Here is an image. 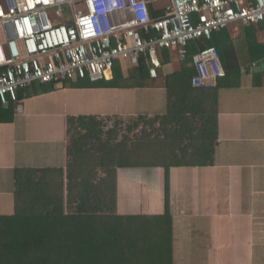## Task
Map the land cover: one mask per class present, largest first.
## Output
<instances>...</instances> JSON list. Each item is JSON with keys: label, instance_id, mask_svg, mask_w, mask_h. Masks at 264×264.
I'll use <instances>...</instances> for the list:
<instances>
[{"label": "crops", "instance_id": "0c3cea01", "mask_svg": "<svg viewBox=\"0 0 264 264\" xmlns=\"http://www.w3.org/2000/svg\"><path fill=\"white\" fill-rule=\"evenodd\" d=\"M257 26L261 57L252 59L248 68L238 63L239 79L228 80L217 90L214 163L170 167L167 176L160 166L118 169V214L162 215L167 194L171 264H264V43L262 25ZM240 30L239 23L226 28L230 40H236ZM226 55L232 57L230 52ZM161 59L156 78L148 68L140 78L134 73L137 66L119 60L117 73L124 79L117 86L104 85L113 78L112 71L98 83H67L34 93L40 86L34 82L18 91L13 119L0 122V216L14 213L16 169H66L69 117L166 114L165 77L187 60L174 50L163 51ZM187 64L195 73L192 58Z\"/></svg>", "mask_w": 264, "mask_h": 264}, {"label": "trees", "instance_id": "16d2710c", "mask_svg": "<svg viewBox=\"0 0 264 264\" xmlns=\"http://www.w3.org/2000/svg\"><path fill=\"white\" fill-rule=\"evenodd\" d=\"M239 25L236 40H230L224 28L210 39L199 37L186 46L188 54L183 59L187 63L199 49L217 48L225 75L216 86H192L194 70L184 63L165 77L166 114L128 119L71 116L65 170L16 169L14 213L0 216V264H171L172 217L167 194L162 215L118 214L117 172L127 166H160L167 176L170 167L214 163L217 90L228 80L239 79L240 65L248 68L252 59L261 57L256 38L260 24ZM228 45L231 49L226 50ZM165 50L169 49H162L161 54ZM118 63L119 59L114 61L113 78L104 80L105 86H117L124 79L117 73ZM147 68L142 58L134 73L142 78ZM67 83L78 86L98 81L78 78ZM39 84L34 93L55 86ZM13 103L9 99L5 106L0 101V122L13 119ZM113 119L131 123L125 129L118 124L106 127Z\"/></svg>", "mask_w": 264, "mask_h": 264}, {"label": "built area", "instance_id": "2783aa9c", "mask_svg": "<svg viewBox=\"0 0 264 264\" xmlns=\"http://www.w3.org/2000/svg\"><path fill=\"white\" fill-rule=\"evenodd\" d=\"M239 22L261 24L264 43V0H0V101H17L34 82L107 79L117 59L144 58L156 78L162 49L183 59L189 41ZM191 58L192 86L211 88L225 75L215 46Z\"/></svg>", "mask_w": 264, "mask_h": 264}, {"label": "rangeland", "instance_id": "374dc122", "mask_svg": "<svg viewBox=\"0 0 264 264\" xmlns=\"http://www.w3.org/2000/svg\"><path fill=\"white\" fill-rule=\"evenodd\" d=\"M130 123H131L130 120H125V121L124 120H118V121L114 122V119H113V120L107 121V123H105V124H106V127H111L115 124H118L119 128H120V126H122V128L125 129L126 125H128ZM140 124H142V123H140Z\"/></svg>", "mask_w": 264, "mask_h": 264}]
</instances>
